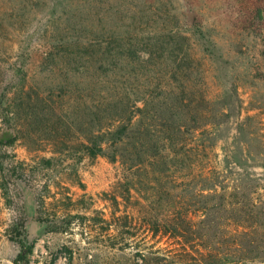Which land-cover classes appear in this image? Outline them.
Segmentation results:
<instances>
[{"label": "rangeland", "instance_id": "1", "mask_svg": "<svg viewBox=\"0 0 264 264\" xmlns=\"http://www.w3.org/2000/svg\"><path fill=\"white\" fill-rule=\"evenodd\" d=\"M152 14L159 15V20ZM8 25L13 29L6 31ZM163 30L165 34L172 32L173 52L168 45L158 51L159 43L153 41L163 35L159 32ZM109 35L122 36L132 44L134 63L128 65L125 60L114 70L104 62L106 81L101 89L110 94L129 91L133 99L141 98L149 87L163 93L171 86L178 92L182 83L178 70H182L191 73L186 87L198 101L202 97L216 101L213 114L219 103L227 106L229 116L211 132L213 136L235 138L238 125L252 117L240 137H261L264 143V0H0L2 87L15 91L23 86L31 95L44 99L42 104L34 102L41 114L30 127L28 138L18 135L15 139L14 130L0 129V159L4 164L3 180L0 175V264L135 261L134 249L118 251L101 242L100 220L109 219L116 211L105 194L119 197L118 183L127 173L118 162L103 157L89 159L84 154L83 139L97 128L94 121L102 122L105 113L101 106L85 99V84L95 79L96 72L87 71L89 65L84 62L85 68L73 63V58L78 60L73 56L78 54V40L102 42ZM115 41L116 45L124 43ZM205 42L214 48L210 54L205 51ZM141 51L144 55L139 54ZM183 52L189 55L191 70L183 69L179 60ZM72 70L78 71L76 75ZM87 72L94 74L93 79L85 78ZM111 72L113 75H107ZM167 75H173L174 81H156ZM89 96L99 99L97 91ZM192 96L184 93L187 99ZM208 117L222 120L216 114ZM222 145L225 142L218 141L213 157L221 153ZM213 157L211 166L220 167ZM256 173L262 175L264 171L256 169ZM182 174H186L184 192L192 191L198 179L185 171ZM256 193L264 215V181L259 182ZM119 201L121 213L138 210L142 220H148L152 212L160 216L166 209ZM255 231L252 238L245 236L246 242L256 243L241 250L245 258L242 264H264V219ZM147 241L145 248L151 252L148 264L207 263L198 256L200 252L205 256V250L184 251L168 237H149ZM184 253L189 255L187 259L182 258Z\"/></svg>", "mask_w": 264, "mask_h": 264}, {"label": "trees", "instance_id": "2", "mask_svg": "<svg viewBox=\"0 0 264 264\" xmlns=\"http://www.w3.org/2000/svg\"><path fill=\"white\" fill-rule=\"evenodd\" d=\"M151 17L159 20L157 14ZM5 29L7 31L13 27L8 25ZM159 32L163 35L153 40L159 43L158 51H163L164 46L168 45L173 52L170 44L172 32ZM107 37L102 42L95 39L86 42L78 40V54H73L78 59L73 58V63L85 68L84 62L89 65L87 71L94 69L96 72L95 79L93 73L85 74V78L93 79L85 84V99L89 104L101 106L105 113L102 122L94 121L97 128L90 130L83 139L84 154L89 159L103 157L111 163L118 162L127 173L123 181L118 183L119 197L105 194L116 211L109 219L100 220L101 242L118 251L134 249L133 264H148L151 252L145 246L148 245L149 237L157 236L175 240L184 251L205 250V256L197 250L195 253H199L198 256L201 260L205 259L206 264H242L245 260L242 255L244 246L256 243V240L246 242L245 236L252 238L260 220L264 219L258 204V198L261 197H255L259 182L264 181V174L260 176L256 173V169L264 171V143L261 137H240V131H244L242 128L248 125L252 117L238 125L235 138L213 136L211 132L225 123L224 119L229 116L225 113L227 106L219 103L220 108L213 114L212 104L216 101L202 97L199 101L203 103L199 105L196 94L186 87V83L192 79L191 73L187 75L182 70H178L182 82L178 92H174L171 86L163 93L158 88L149 87L141 98L134 99L129 91L107 93L105 88L101 89V84L106 81L103 66L107 64L109 69L113 67L116 70L117 63H126L125 60L129 61L128 65L133 64L132 58L135 56V48L124 41L122 36L121 39L110 35ZM71 38L76 37L72 35ZM115 40L124 43L116 45ZM181 40L187 41L186 38ZM207 43L204 44L205 51L210 54L209 51L214 48L210 42ZM145 53L148 55V52ZM139 54L144 55V52ZM179 60H182L184 71L191 70L192 64L187 52H183ZM72 72L76 75L78 71ZM3 74L0 66V129L6 132L14 130L15 139L18 135L20 138L24 135L28 138L30 127L41 114L36 104H42L44 99L36 94H32L35 96L33 98L23 86L14 88L15 91L9 86L2 87ZM107 75H113V72ZM156 81L169 83L174 80L173 75H167ZM74 90L76 88L72 92ZM95 91L99 97L96 101L89 96ZM186 91L193 95L192 98L184 97ZM109 109L113 111L110 114L107 113ZM210 114L212 118L218 115L222 118L221 122L209 118ZM90 122L88 126L91 129L93 122ZM218 141H224L225 145L219 146L220 154H214L220 167H213L211 156L215 153ZM198 163L200 165L196 166ZM3 165L0 159L2 180ZM184 171L187 176L198 179L192 191L184 192ZM119 199L131 205L136 203L143 206V203H148L166 209L162 210L160 216L152 212L148 220H142L138 210L121 213ZM248 228L253 231L247 234ZM221 248H224L222 253L219 252ZM184 257L187 259L189 255L184 253Z\"/></svg>", "mask_w": 264, "mask_h": 264}]
</instances>
